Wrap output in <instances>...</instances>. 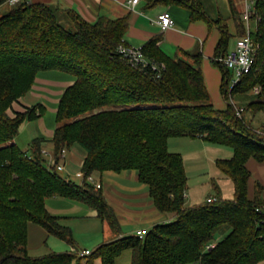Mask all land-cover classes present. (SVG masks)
Listing matches in <instances>:
<instances>
[{
    "label": "trees",
    "instance_id": "trees-1",
    "mask_svg": "<svg viewBox=\"0 0 264 264\" xmlns=\"http://www.w3.org/2000/svg\"><path fill=\"white\" fill-rule=\"evenodd\" d=\"M6 1L0 0V5ZM146 1L186 7L192 20L212 23L200 0ZM61 18L71 21L74 29L65 27ZM234 19L238 35H246L243 15L235 12ZM250 21L256 24L251 35L257 45L252 71L230 88L232 72L214 59L223 69L222 91L228 100L227 108L219 110L210 101L200 53L192 55L194 63L173 57L162 49V35L139 48V61L121 51V46H130L125 39L127 17L100 16L90 22L74 9L29 0L0 16V264H95L98 257L102 264H115L129 249L130 264L263 262L264 186L255 181L250 196L247 162H264V122L259 130L243 113L237 114L242 106L229 101L240 95L248 99L243 112L264 113V0H253ZM222 28L216 57L228 52L230 33ZM53 70L74 78L58 104L51 139L54 156L60 161L64 148L82 147V183L58 173L57 165L43 154L45 139L35 138L31 152L15 142L21 124L43 116L46 108L40 103L27 106L14 116L9 110L31 91L41 72ZM257 86L259 93L254 92ZM174 137H200L233 149V156L219 159L217 165L232 179L234 199L219 193L215 200L185 206L188 176L182 155L169 149ZM128 169L139 171L156 207L175 213L173 221L153 225L144 237L133 234L105 242L89 255H80L77 248L41 257L29 254V223L76 245L72 228L47 209L51 195L88 205L119 231L113 207L87 177L95 171ZM226 226L230 232L216 241Z\"/></svg>",
    "mask_w": 264,
    "mask_h": 264
},
{
    "label": "crops",
    "instance_id": "crops-1",
    "mask_svg": "<svg viewBox=\"0 0 264 264\" xmlns=\"http://www.w3.org/2000/svg\"><path fill=\"white\" fill-rule=\"evenodd\" d=\"M29 1L50 4L59 7L61 10L74 9L83 18L90 22L96 21L100 16H107L114 19L127 17L129 27L125 39L131 47L140 48L150 38L156 35H162L163 39L161 47L165 52L173 57L183 58L191 63H194L192 55L200 53L202 55L201 68L205 76L207 88L209 93L211 92L217 102V104L214 103V106L219 110L227 108L228 100L225 98L222 91L223 69L214 63V59L216 57V48L222 37L223 30H225L222 26H225L230 33L228 51L234 49L236 41L240 37L237 32L234 14L236 12L243 15V18L245 19V10H240L234 3V0H200L207 16L212 20L211 24L201 19L192 20L191 11L186 7L178 5L165 6L160 2L155 5H148L146 0H139L135 6L130 4V0ZM6 5L10 6L8 1L0 5V11L4 10ZM10 7L12 8V5ZM165 10L171 12L175 19V25L171 28L163 30L154 20L159 13ZM230 21H233V24L230 23L233 26L232 29L229 24ZM249 24L250 29L255 30V22L249 21ZM232 38L234 41L233 44L230 45V40ZM186 52H189L190 55ZM50 72L51 71L41 72L37 76L36 81L29 92L31 94L27 98L26 96L29 93L20 98L19 102H15L13 104V109L9 110V114L11 116H14V111H25L26 106H32L31 103L34 99L41 100L39 103L46 108V111L49 107L48 104L52 103L53 110L57 113L61 96L65 89L74 83V78L59 76L61 78L57 77L58 79H55L54 75L49 74ZM43 116L34 121H25L21 124L19 134L16 137L15 142L22 150L31 152V142L35 138H42L45 139L42 145V151L53 153L54 146L51 139L55 134V129L58 123L56 121L57 125L55 128H48L43 121ZM35 121H38L39 123L38 130L34 131L33 135L29 136L30 139L27 140L31 141H27V143H29L22 147L21 143H23V140L21 141L20 136L28 130L29 122ZM195 139L203 142L205 141L200 137H196ZM170 141L169 144L171 143ZM70 151H72L71 154ZM74 151L75 150H71V148L66 149L64 155L61 156L60 163L63 164V170L67 172L69 178L78 183H82L85 178L82 171L85 153L82 154L81 157V155L76 154ZM251 161L256 163L252 164V166L255 165L254 167L258 169L259 173H261L260 179H252L253 173L250 167ZM74 163L79 164V169L75 171V173H72L70 166ZM247 167L251 171L249 194L252 197L255 191V181L259 180L264 186V162H259L254 158H250L247 162ZM72 175H74V177H71ZM92 176L96 182L101 184V190L103 191L108 203L113 207L120 225L119 232L115 234L113 230L104 225V221L106 220L102 219V232L97 234L95 231L92 235H90L95 238V246L98 247L105 242L112 241L128 234H137L138 230L147 229L148 227H144L146 225L152 226L157 223L170 222L176 218V215L173 212L163 213L159 211L150 194L149 186L140 181L138 170L128 169L120 172L95 171L92 173ZM251 189H253L252 193ZM46 207L49 212L61 217V222L68 226L70 225L67 222L71 220L82 221L80 225H83L88 219L100 218L97 210L90 208L82 202L59 195H51L47 197ZM30 224L31 223H29V226ZM29 226L28 233H30ZM42 233H46L47 235L49 234L47 231ZM49 236L50 234L47 237L48 239ZM76 248L80 249V246L77 243L74 247L72 246L73 251H75ZM84 249L90 250L89 248H82L81 250ZM51 250L52 251L50 252H53V249ZM98 258L100 259V264H102L101 258ZM132 258V250H125L119 257H117L115 264H130L132 262ZM259 264H264V261Z\"/></svg>",
    "mask_w": 264,
    "mask_h": 264
},
{
    "label": "rangeland",
    "instance_id": "rangeland-1",
    "mask_svg": "<svg viewBox=\"0 0 264 264\" xmlns=\"http://www.w3.org/2000/svg\"><path fill=\"white\" fill-rule=\"evenodd\" d=\"M252 2L253 0H234V3L240 10H245L246 3L252 4ZM11 5L12 4H10V6ZM10 6L6 5L4 10L0 11V16L7 13L11 9ZM61 19L65 27L69 29H74V25L71 21H69L68 19L66 20L65 18H61ZM232 22L233 21H230L229 24ZM232 24H230L231 29L233 27ZM233 41L234 39L232 38L230 40V45L233 44ZM49 74L54 75L55 79L59 76L65 78H73L71 75L61 71H51ZM30 94L31 93H29L26 96V98ZM210 96H211L210 101L213 104L214 103L217 104L211 92H210ZM229 98H230L229 101L231 103H234L235 104L234 106L238 108L240 106L244 107L248 102V99L240 98V95H235L234 97L232 98L229 97ZM40 101L41 100L34 99L32 100L31 104L33 106V104L39 103ZM48 105L49 107L43 116V121L45 122L46 127L55 128L57 125L56 112L53 110L52 103H49ZM242 113L247 121L251 122L252 125L257 127L259 130L261 129L262 123L264 122V113L259 112L255 114L250 110H246L245 112ZM38 124H39L38 121L29 122L28 130L20 136L21 141L23 140V143H21L22 147H24L29 143V142L27 143V141H31L27 139H30L29 136L33 135L34 131L38 130ZM170 142L171 143L169 144V149L171 151L178 152L182 155L184 160L185 170L188 176V182H187L188 189L186 192V202H185L186 207H192L194 205H197L203 202L209 196L214 197L217 196L219 193L225 199H234L235 197L234 183L230 178V176L225 174L217 165V161L219 159H229L233 156L234 151L230 146L212 143L208 141L203 142L201 140H197L192 137H174L171 139ZM71 150H75L74 152H76V154L78 155H81V157L82 154L85 153L84 149L79 145L72 146ZM71 152L72 151H70V154ZM43 154L46 156V158H48V160L55 158L54 151L53 153L43 151ZM252 164H256V163H253V161H251L250 163V167L253 173L252 179L255 178L260 179L261 173H259L258 169L254 167L255 165L252 166ZM257 164L260 165L259 163ZM70 169L72 173H75V171L79 169V164L77 163L71 164ZM58 173L63 177L68 176L65 170H60L58 171ZM71 177H74V175H72ZM252 190L253 189H251V193ZM85 222L86 223H84L83 225H80L82 221H77V220H71L67 223L72 227L74 238L77 241L76 243L79 244L80 246V249L78 248V250H81L82 248H89L90 251L93 252L97 246H95L96 244H94L95 238H93V236L90 235H92L95 231L97 234L102 232L103 221L100 218H95V219L91 218L86 220ZM104 225L108 226V228L113 230L115 234L119 232L114 230L107 220L104 221ZM29 227H30V233L28 237V248H29V254L31 256L33 257L44 256L48 254L50 251H52L51 249H53L54 252L73 251L72 245H70L68 242L54 235H50L48 239L47 237L49 234L47 235L46 233H42V232H46V230L40 225L38 224L35 225L31 223ZM144 227H148L147 229H150L153 227V225L152 226L146 225ZM229 232H230V228L227 226L224 227L216 234L215 237L216 241L222 239ZM96 264H100L99 258L96 259ZM189 264H197V263H189Z\"/></svg>",
    "mask_w": 264,
    "mask_h": 264
},
{
    "label": "built area",
    "instance_id": "built-area-1",
    "mask_svg": "<svg viewBox=\"0 0 264 264\" xmlns=\"http://www.w3.org/2000/svg\"><path fill=\"white\" fill-rule=\"evenodd\" d=\"M10 4L14 5L20 2L21 0H7ZM139 0H130V4L132 6H135ZM252 4L247 3L246 9L244 12L245 20L247 21V34L239 37L236 41L234 49L228 51L226 54H223L221 56L216 57V61L221 63L224 67H226L228 70L232 72L233 78L230 82V88H232L235 84H237L243 75L250 73L254 67L255 61H256V54H257V45L251 35V29H250V16L252 12ZM156 23H158L163 30H166L168 28H171L175 25V19L170 11L165 10L161 13H159L154 20ZM122 52H125L126 54H129L132 56L133 59L136 61H139L142 57L141 52L139 51V48L131 47V46H121L120 47ZM260 89L259 87L254 88L255 93H259ZM237 114L241 115L244 111V108L241 107L237 109ZM261 133H264V127L261 129ZM65 149L62 150L61 155H64ZM49 162L51 164H56L57 169L63 170L64 166L59 162L58 159L53 158L50 159ZM87 180L94 184L97 188L101 187V184L99 182H96L94 177L92 175H89L87 177ZM215 197H208V201L215 200ZM146 229H141L137 231V235L140 237H144L146 235ZM214 246V244L209 245L208 248ZM80 255H89L91 254V251L88 249L84 250H78L77 251Z\"/></svg>",
    "mask_w": 264,
    "mask_h": 264
}]
</instances>
